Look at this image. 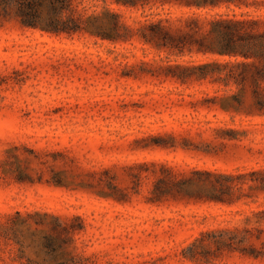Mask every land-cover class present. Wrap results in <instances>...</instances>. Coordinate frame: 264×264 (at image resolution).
I'll return each mask as SVG.
<instances>
[{
	"label": "rangeland",
	"instance_id": "374dc122",
	"mask_svg": "<svg viewBox=\"0 0 264 264\" xmlns=\"http://www.w3.org/2000/svg\"><path fill=\"white\" fill-rule=\"evenodd\" d=\"M18 7L0 0V264H264V116L246 101L216 117L241 130L204 166L223 202L148 203L152 170L137 163L164 158L154 140L179 130L175 105L214 88L172 83L147 48L88 37L54 50Z\"/></svg>",
	"mask_w": 264,
	"mask_h": 264
},
{
	"label": "trees",
	"instance_id": "16d2710c",
	"mask_svg": "<svg viewBox=\"0 0 264 264\" xmlns=\"http://www.w3.org/2000/svg\"><path fill=\"white\" fill-rule=\"evenodd\" d=\"M16 1L21 26L45 33L54 50L67 41L88 43V37L122 53L147 48L149 55L165 59L156 70L172 73V83L214 88L210 94L217 96L202 92L194 101L175 105L179 130L154 140L164 158L137 166L152 170L145 192L148 203L223 202L228 197L220 176L204 166L220 159L225 141H238L241 135L239 125L217 120L218 115L231 117L248 101V112L264 116V0ZM140 65L151 66L143 59ZM188 95L179 94L181 99ZM186 110L190 113H180ZM200 110L212 120H198ZM201 137L204 145L194 139ZM178 155L185 160L178 161ZM260 175L258 189L264 193V171ZM258 214L264 219L262 212L254 216Z\"/></svg>",
	"mask_w": 264,
	"mask_h": 264
}]
</instances>
